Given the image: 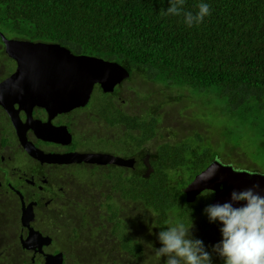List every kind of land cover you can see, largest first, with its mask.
<instances>
[{
    "label": "trees",
    "instance_id": "trees-1",
    "mask_svg": "<svg viewBox=\"0 0 264 264\" xmlns=\"http://www.w3.org/2000/svg\"><path fill=\"white\" fill-rule=\"evenodd\" d=\"M199 2L185 0L184 11L195 12ZM207 2L211 15L189 28L182 15H161L168 0H0V33L7 39L59 44L74 55L117 63L167 93L151 109L154 123L167 105L196 121L189 138L153 155L155 175L131 179L122 195L97 210L89 230L84 218L65 248L68 264H163L153 248L161 247L157 234L174 220L192 221L193 237L211 251L221 239L220 225L203 213L213 193L188 203L186 186L215 160L264 172V0ZM142 124L153 127L152 117ZM212 259L223 264L215 253Z\"/></svg>",
    "mask_w": 264,
    "mask_h": 264
},
{
    "label": "flooded vegetation",
    "instance_id": "flooded-vegetation-1",
    "mask_svg": "<svg viewBox=\"0 0 264 264\" xmlns=\"http://www.w3.org/2000/svg\"><path fill=\"white\" fill-rule=\"evenodd\" d=\"M17 69L2 42L0 86ZM33 82L22 77L0 88V264H45L46 255L58 253L68 264L65 248L83 229L84 218L89 230L97 210L110 197L122 195L131 179L156 174L153 155H162V145H177L194 130L186 127L189 113L179 114L173 106L165 113L162 108L160 122L154 123L151 109L159 107L167 93L131 75L112 92L95 84L88 103L69 111H59L50 93L48 103L39 102L43 94L40 88L33 90ZM146 117H152L154 126L145 130L140 125ZM174 128L176 137L170 132ZM82 156H91V161ZM114 159L122 164L111 163ZM30 230L51 242L24 247L34 246Z\"/></svg>",
    "mask_w": 264,
    "mask_h": 264
},
{
    "label": "water",
    "instance_id": "water-1",
    "mask_svg": "<svg viewBox=\"0 0 264 264\" xmlns=\"http://www.w3.org/2000/svg\"><path fill=\"white\" fill-rule=\"evenodd\" d=\"M0 39L7 56L18 64L17 72L2 86L22 77L33 78V90L36 87L40 88L39 92L43 94L39 102L48 103L47 94L50 93L55 103L60 104L59 111L84 107L90 99L95 84H100L104 92H112L117 83L128 79L130 75L117 63L91 56L74 55L59 44L7 39L2 33H0ZM51 103L47 106L51 107ZM80 159L91 161V156H82ZM110 162L121 163L118 159L110 160ZM132 165L133 160L130 161V166ZM147 166L150 167L148 161ZM213 166L219 169L215 177L206 183L200 182L197 177L202 173L210 174ZM257 181L264 185V179L261 178L260 173L236 170L232 166L215 160L186 186L184 194L188 203H194L203 192L211 191L213 193L211 204H214L227 200L231 190H243ZM28 212V210L24 211L22 216L24 225L28 224L26 217ZM29 240L34 246L24 243V247L36 249L51 242L49 237H43L33 230H30ZM45 264H63L62 253L46 255Z\"/></svg>",
    "mask_w": 264,
    "mask_h": 264
},
{
    "label": "clouds",
    "instance_id": "clouds-1",
    "mask_svg": "<svg viewBox=\"0 0 264 264\" xmlns=\"http://www.w3.org/2000/svg\"><path fill=\"white\" fill-rule=\"evenodd\" d=\"M163 16H183V23L191 28L199 26L211 15L207 0H200L196 11H184L185 0H168ZM219 169L212 167L210 174L197 177L200 182L213 179ZM264 179V172L260 173ZM264 185L260 181L243 190L233 189L224 202L207 205L203 213L209 223H218L221 239L207 250L201 239L191 232L192 221H170L157 234L161 245L153 248L158 261L163 264H213V253L223 264H264ZM191 220V219H190ZM155 227V226H152Z\"/></svg>",
    "mask_w": 264,
    "mask_h": 264
},
{
    "label": "rangeland",
    "instance_id": "rangeland-1",
    "mask_svg": "<svg viewBox=\"0 0 264 264\" xmlns=\"http://www.w3.org/2000/svg\"><path fill=\"white\" fill-rule=\"evenodd\" d=\"M170 107H171V106L164 107L163 111H164V110H167V111H168V109H170ZM173 107H174V111H175V107L177 108L178 106H173ZM178 109H179V107H178ZM174 111H173V112H174ZM193 114H195L194 111H193ZM204 115L206 116V113H205ZM192 116H193V115H190V117H189V122H188L189 124L186 125V127L192 126V127H191V132H192L193 130H196V127L193 128V126L196 124V121H194V119H193ZM203 120H204L205 123H206V118H204ZM201 123H202V122H201ZM199 125H200V124H199ZM202 125H203V124H201V126H202ZM205 125H206V124H205ZM196 126H198V125H196ZM176 129H177V128H176ZM197 130L200 131V129H197ZM203 130H204V129L201 130L202 133H203Z\"/></svg>",
    "mask_w": 264,
    "mask_h": 264
}]
</instances>
